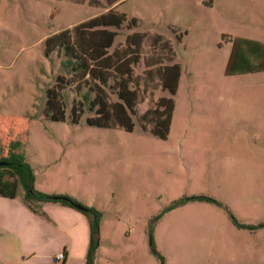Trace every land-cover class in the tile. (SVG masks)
I'll use <instances>...</instances> for the list:
<instances>
[{
    "label": "rangeland",
    "instance_id": "rangeland-1",
    "mask_svg": "<svg viewBox=\"0 0 264 264\" xmlns=\"http://www.w3.org/2000/svg\"><path fill=\"white\" fill-rule=\"evenodd\" d=\"M113 6L127 19L110 51L146 35L134 129L91 126L88 112L73 123L71 86L65 119H50L46 91L65 72L46 38ZM236 38L264 42V0H0V157L12 147L36 190L98 210L93 264H264V71L226 74ZM174 63L163 139L139 117L170 95L160 69ZM30 205L21 186L0 196V264H84L88 216L58 201Z\"/></svg>",
    "mask_w": 264,
    "mask_h": 264
},
{
    "label": "trees",
    "instance_id": "trees-1",
    "mask_svg": "<svg viewBox=\"0 0 264 264\" xmlns=\"http://www.w3.org/2000/svg\"><path fill=\"white\" fill-rule=\"evenodd\" d=\"M118 1L120 0H106V3L112 6ZM126 19V14L113 6L46 38V54L50 55L54 51L61 54L60 66L65 72L57 75L54 86L46 91L44 112L47 117L56 121L65 119V102L61 91L71 86L76 93L71 104L73 123H78L83 113L88 112L90 115L86 117V123L91 126L119 127L127 131L134 129L135 123L131 115L136 114L140 97L137 87L132 85L139 86L140 77L134 74L133 69L139 61V49L146 35L141 32L129 34L126 36L124 48L110 51L118 34L117 29ZM136 23L137 19L133 17L128 24L134 26ZM156 39L160 40L161 35H157ZM170 50L172 52L171 47ZM173 57L172 53L167 60L173 61ZM157 63L162 64V61ZM257 71H264V42L236 38L226 65V74L238 75ZM178 77L179 65L176 63L165 64L160 69V86L170 95L160 96L139 117L140 127L159 138L165 139L169 132ZM84 88L86 91L83 92ZM0 162H5L0 165V196L14 198L21 186L25 201L29 205L32 201H58L64 205L82 206L81 210L90 220L91 230V241L84 264H93L99 234L98 210L82 205L69 195H63L66 199H60L57 198L58 195L36 190L31 167L12 147L7 156L0 157Z\"/></svg>",
    "mask_w": 264,
    "mask_h": 264
},
{
    "label": "water",
    "instance_id": "water-1",
    "mask_svg": "<svg viewBox=\"0 0 264 264\" xmlns=\"http://www.w3.org/2000/svg\"><path fill=\"white\" fill-rule=\"evenodd\" d=\"M5 162H0V165H3ZM57 198H60V199H66V197L64 196H58ZM74 207L78 208V209H82V206L80 204H74Z\"/></svg>",
    "mask_w": 264,
    "mask_h": 264
},
{
    "label": "built area",
    "instance_id": "built-area-1",
    "mask_svg": "<svg viewBox=\"0 0 264 264\" xmlns=\"http://www.w3.org/2000/svg\"><path fill=\"white\" fill-rule=\"evenodd\" d=\"M64 257H65V255L61 253L60 255L57 256L56 259L57 260H64Z\"/></svg>",
    "mask_w": 264,
    "mask_h": 264
},
{
    "label": "crops",
    "instance_id": "crops-1",
    "mask_svg": "<svg viewBox=\"0 0 264 264\" xmlns=\"http://www.w3.org/2000/svg\"><path fill=\"white\" fill-rule=\"evenodd\" d=\"M33 253V252H32ZM31 253V255H35L34 253L32 254ZM66 253V252H65ZM67 259V255L65 254V257H64V261Z\"/></svg>",
    "mask_w": 264,
    "mask_h": 264
}]
</instances>
